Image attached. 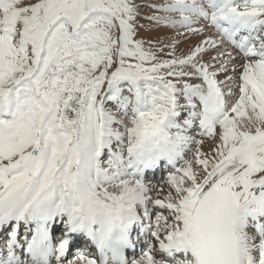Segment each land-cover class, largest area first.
I'll list each match as a JSON object with an SVG mask.
<instances>
[{
	"label": "bare ground",
	"instance_id": "1",
	"mask_svg": "<svg viewBox=\"0 0 264 264\" xmlns=\"http://www.w3.org/2000/svg\"><path fill=\"white\" fill-rule=\"evenodd\" d=\"M256 12L261 13L264 19V6L257 8ZM167 16V14L159 12L154 15V19L157 21L179 20L178 17L167 18ZM67 24L70 29L74 31L73 20L68 21ZM171 27V32L161 33V31L158 30V34L163 35L162 38L168 40L169 43L172 44L171 48L175 51L177 58L181 60L182 72L185 74L187 73L182 79L185 80L184 83L187 87L197 89L199 93H201L202 98H204L205 91H207L206 83H203L200 77L201 72L196 74L191 65L185 66L186 63L193 62L196 66L200 67V69L204 68V73L207 68H210L213 77L217 74L219 78L225 77L230 81L238 78L242 86L240 91L241 95L235 110L221 122L226 131H220V129H218V134L214 138H206L205 142L200 143L202 148L194 161L198 170H190L191 164H187L188 168L186 169L183 167L182 173L187 175L188 180L177 179L172 182V184L181 191L179 199L171 201L169 196L164 197L155 194L156 192L154 193V196L162 197L171 204L165 206V208H169V210H167L168 213H172L173 209L181 219L185 216L184 214L187 213V209L189 208L190 204L188 198L190 194L195 187H200L203 182H205L207 175L210 174L215 167L220 166L222 168L221 170L226 173H235L237 171L245 172L249 168L253 169L255 166V162L250 163L247 162L246 159L258 157L264 162V64H250L241 59H236L233 63L229 64L228 62L230 60L228 56L224 55L222 57L221 52L216 54L220 46L211 33L203 30L200 31L198 27L195 26L194 29L189 30L190 33L179 32L176 34L172 25ZM148 39L150 41H155L157 35L150 36ZM168 41H164V45H169ZM185 41L191 46L188 51H185L183 48H187ZM113 47V52L115 51L113 65H108L104 58L97 57L98 59L96 58L97 60L89 66L93 75L72 90L70 95L59 93V98L57 99L56 93L52 91L58 103L63 101V104L59 105L62 110V118L59 121L46 120L43 123L28 125V139L24 144L33 162L39 166L46 164L48 160L47 149L55 153L53 157H50L49 164L45 166L44 173L49 178V185H54L61 191L65 189L67 179L72 174L83 172L85 177L83 182L85 185L93 186L94 190L100 191L102 198L109 202L105 203V206H128L134 199H139L141 203L147 204L150 200V195H152L150 187H145L130 179H126L121 173H117L116 179H111L110 182L105 185L104 179L99 175V172L97 174L94 171L96 164L95 152L98 147L101 149L103 146H108V142L117 141L121 138H128L132 141L137 140L143 128L146 126L143 119L152 113L168 115L171 99H174L166 93L151 92L149 86L144 83L143 86H145V91L142 95L144 98L139 100L140 103L134 110L135 120L131 124V127L128 126L125 121H122L123 118L116 117V110L103 109L102 112H99L98 101L101 100L103 94L108 91L107 86L110 83L109 78L114 74V67L117 62L119 46L114 44L112 48ZM210 59H214V61L212 62ZM114 93L116 94L117 92L115 91ZM73 97L76 98V104L71 106L68 101ZM148 99L152 101V105L146 104ZM180 102L185 103V108L188 109L189 112L193 110L195 102H192L190 98H186L184 101ZM100 114H103L102 117L99 116ZM261 115L262 120L258 126L256 120L259 119ZM173 119L175 120V118L170 117L167 122L162 123L165 127H168ZM194 120V118L190 117L188 121L180 123V128L185 130V128L192 126ZM35 133H42V135L33 139L31 135ZM45 135L50 137V140L55 145L54 147L51 148L50 146L52 145L49 146L47 144L48 138ZM239 137L240 141L232 144L224 152L219 154L212 153L214 147L222 145V140H226L227 138L239 139ZM40 138L41 144L46 142L45 146L47 149H42L40 156H36L34 148L40 144ZM186 138H189V136L186 135ZM211 140H215V143L211 144ZM6 145L18 144L8 140ZM136 150L137 144L130 148V154H133ZM3 151L4 150L0 152V156H7L10 159H16L19 156L15 153L6 155ZM165 151H170L169 146L165 147ZM118 157L124 160L121 154H118ZM82 159L86 161L87 165L82 163ZM62 164L65 165V169L61 174L56 176V169L60 168ZM99 171L103 173L108 172L107 168L104 166H100ZM252 175H255L253 178L264 177V172L255 171ZM259 181L264 183V179L262 178H259ZM213 184L214 178L212 177L207 181L206 185ZM246 184L247 183H244V185ZM197 192L200 193L201 190L198 188ZM152 203H154L153 200ZM172 232L173 231H170V233ZM240 235H242V233H240ZM147 262L148 261H145L144 257L141 256L136 264H147Z\"/></svg>",
	"mask_w": 264,
	"mask_h": 264
},
{
	"label": "rangeland",
	"instance_id": "2",
	"mask_svg": "<svg viewBox=\"0 0 264 264\" xmlns=\"http://www.w3.org/2000/svg\"><path fill=\"white\" fill-rule=\"evenodd\" d=\"M54 1L55 0H18L11 8L14 14H16V18L18 19L15 27L17 29H21V32H24L27 29L40 28L37 31L38 36L35 39L37 41L41 40L44 36L47 35V28L50 24H47V19H50L49 17L51 16V14L59 13L60 16L65 15V11H67L70 6V0L68 3L67 0H57L58 2H60L58 7L54 6ZM97 2L104 3L110 9V13L113 14V17H117L118 27H122V29L126 31L124 34L122 33L126 40L124 48L121 51V54H119V60L117 56L119 66L116 68L115 74L121 76H132L134 78L146 80H154L156 77H160L165 79L169 83H173L177 90H181L184 88L187 91L184 100L186 98H190L192 102L196 103L197 100L203 99L201 93H199L197 89L193 87H187L185 85L181 77L180 70L178 69L179 62L176 58L177 55L171 48L172 44L169 43L168 40H164L162 38L163 35L158 34V30H160L161 33L171 32V25L173 26V30L176 34H178L179 32L190 33V29H187V31H183L184 29L181 30L175 27L179 25V20L173 19L157 21L154 19V15L158 14L159 12L167 14V18H176L177 15L173 11L169 14L166 11L158 10L159 8L164 6L168 9H171L172 4L174 3L169 0H162V4H164L157 7V5L155 4L161 2V0H81V8L78 12V21L82 18L83 14L87 12V8H92L93 5L94 7H100L97 6ZM189 7L191 8V12L186 15L192 16L194 13L192 10L194 5L191 1H189ZM4 11L5 9L0 10V22L2 21L3 16L8 15L10 10H7L5 12ZM72 20H74V15L72 17ZM78 26L79 27H77V29H82L84 23L78 24ZM103 26L104 21L101 23L100 30L97 29L94 25L89 26V28L97 33H95V36L86 35V37H82L80 39V42H89L93 40L89 45V48H93V50H91L90 55L86 58L85 61L71 63L72 67H68L66 75H63L61 77L60 84L56 83L57 87H60L57 92L65 95H70L72 90L89 79L93 75L92 71L89 69V66L98 59L97 56H101L102 58H104L107 61L108 65H113L114 52L111 43L113 41L114 28L112 27V25H106L105 29L101 30ZM108 30H110V34L109 36H106ZM72 34H75V32ZM103 35L106 36L108 42ZM153 35H157V39L155 41H150L148 38ZM102 39L106 41L107 44L104 45L100 50L96 51V53L94 54V48L97 47L95 45H99L103 41ZM164 41H168L169 45H164ZM185 44L187 48H183L185 51H188L191 46H189V43H187L186 41ZM0 49L3 52L2 54V52L0 51V59H2V62L4 64H8L7 68H0V92L4 93L6 92L8 87L15 84L13 82L17 79L18 76L25 75L31 72L35 64L33 62V53L31 47L29 49H23L22 46L17 45V41L14 39H2L0 37ZM145 59L149 63H141ZM138 61H141L140 65L136 64ZM66 62L67 61H65V63ZM233 62L234 60L229 61L228 63L231 64ZM13 66H16L17 70L13 71V73L11 74L12 70H14ZM42 70H46L45 65L42 67ZM186 74L184 73V75ZM52 81H54L52 78H49L47 80V82H49L51 85L50 91L55 92V90H52V88L54 89V87L52 86ZM235 81L240 85L242 89L240 79L235 78ZM171 97L174 100L182 99L180 95H171ZM146 104L152 105V101L148 99L146 101ZM131 116L132 117H130V121L128 122L132 124L135 120V115ZM61 118L62 110L61 107L58 106L57 113H54L53 117L50 115L47 120L59 121ZM150 118H153L160 122H167L170 119V116L169 114L162 115L158 113H152L143 120L147 124V121ZM261 120L262 115L259 119L256 120L258 126L260 125ZM41 135L42 133H35L31 135V137L33 139H36ZM235 139L236 138H227L226 140H222V145L214 147L212 149V153L219 154L221 152H224L232 144L237 143ZM213 143H215V140H211V144ZM188 164H191L190 170H198L196 164H194L193 161H190ZM184 168H188L187 164L184 166Z\"/></svg>",
	"mask_w": 264,
	"mask_h": 264
}]
</instances>
